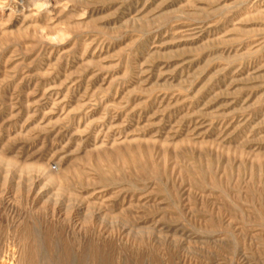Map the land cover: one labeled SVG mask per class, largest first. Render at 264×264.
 Here are the masks:
<instances>
[{"label":"rangeland","instance_id":"rangeland-1","mask_svg":"<svg viewBox=\"0 0 264 264\" xmlns=\"http://www.w3.org/2000/svg\"><path fill=\"white\" fill-rule=\"evenodd\" d=\"M12 254L264 264V0H0Z\"/></svg>","mask_w":264,"mask_h":264},{"label":"bare ground","instance_id":"bare-ground-1","mask_svg":"<svg viewBox=\"0 0 264 264\" xmlns=\"http://www.w3.org/2000/svg\"><path fill=\"white\" fill-rule=\"evenodd\" d=\"M11 251V250H10ZM8 252V251H7ZM14 252V251H13ZM12 253V252H11ZM16 254V253H15ZM19 263V262H18ZM0 264H17L15 255H7L0 259Z\"/></svg>","mask_w":264,"mask_h":264}]
</instances>
